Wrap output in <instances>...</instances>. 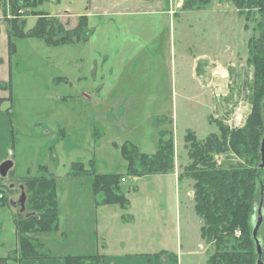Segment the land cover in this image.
Masks as SVG:
<instances>
[{"label": "rangeland", "instance_id": "rangeland-1", "mask_svg": "<svg viewBox=\"0 0 264 264\" xmlns=\"http://www.w3.org/2000/svg\"><path fill=\"white\" fill-rule=\"evenodd\" d=\"M182 3L171 0V13L91 14V37L81 44L50 46L14 37L12 55L2 27L0 164L14 162L8 180L16 187L42 176L57 184L58 229L29 234L42 244L40 253L102 255L106 242L120 251L118 240L132 234L141 250L167 248L178 264H207L212 246L199 245L193 182L183 179L177 187L163 174L131 177L122 146L130 143L153 155L161 132H172L183 171L188 131L204 139L217 132L216 122L242 127L252 109L248 45L258 35V16L246 30L245 15L230 0L195 10H181ZM88 7L89 0H51L39 10L86 15ZM4 18L0 4V21ZM36 20L27 17L26 30ZM59 20L69 30L78 24V18L75 27ZM75 163L85 171L75 173ZM95 174L126 178L121 187L130 206H113L117 219L100 215L103 195L93 191ZM21 217L16 208H0V259L20 254L15 219Z\"/></svg>", "mask_w": 264, "mask_h": 264}, {"label": "trees", "instance_id": "trees-1", "mask_svg": "<svg viewBox=\"0 0 264 264\" xmlns=\"http://www.w3.org/2000/svg\"><path fill=\"white\" fill-rule=\"evenodd\" d=\"M51 0H0L4 7V22L0 21V34L5 27L10 55L15 54L16 45L12 38H38L50 46L81 44L87 42L92 30L86 15L78 17L77 26L65 29L58 17L41 12L39 7ZM59 1V0H58ZM239 15H245L247 24L258 16V35L249 40V62L254 66L251 85V112L246 123L239 128H230L216 122L217 132L199 139L193 131L185 136L189 162L180 171L178 179L193 182L194 210L201 218L200 236L212 246L207 264H258L256 242L253 237L258 208L262 203L263 222L258 232L264 264V168L261 146L264 139V0H230ZM213 0H183L181 10L201 9ZM256 10V12L254 11ZM22 11V12H21ZM8 15L11 17L9 18ZM37 17L35 25L26 30V18ZM0 101L2 99L0 98ZM169 134V137H167ZM122 154L128 162L129 175L141 178L154 174H166L175 169L176 151L173 133L161 132L155 154L141 153L133 144L122 146ZM221 158V160H220ZM75 173H83L81 163L74 164ZM122 175H96L93 191L102 194L98 204H117L128 209L130 201L122 190ZM28 195L27 210L35 213L15 219L20 238V258H48L40 253L36 238L29 234L51 232L58 229L59 203L56 179L52 177L25 178ZM0 193V207L8 205ZM4 201V203H2ZM35 242H33V240ZM166 255V256H165ZM11 257L0 259L5 264ZM68 264H94L104 261L101 255L66 256ZM156 264H178V256L161 252L155 256Z\"/></svg>", "mask_w": 264, "mask_h": 264}, {"label": "crops", "instance_id": "crops-1", "mask_svg": "<svg viewBox=\"0 0 264 264\" xmlns=\"http://www.w3.org/2000/svg\"><path fill=\"white\" fill-rule=\"evenodd\" d=\"M171 0H89L88 14L86 16H91V14H100V15H119L124 13H163L169 11L171 13ZM183 2V0H182ZM51 16L60 18L61 20L66 19L68 23H71L73 27L76 26L77 18L83 15L74 14L72 12L66 11L62 15H54L48 12ZM74 20V21H73ZM211 84V79L209 80V85ZM210 87H212L210 85ZM176 150V148H175ZM178 154L176 151V165L175 169L171 172L163 174L168 176L172 183L178 187L181 183H185L184 180H179L178 176L180 173V167L178 165ZM191 184V182H187ZM190 195V193H188ZM117 204H98L97 208L99 209L100 215L105 218L117 219L119 214L115 208H112ZM119 206V205H118ZM121 208V207H120ZM101 209V210H100ZM122 209V208H121ZM127 210V209H125ZM178 213V209L176 208ZM121 220L124 222L125 219L123 215H120ZM134 219V218H133ZM202 226V220L200 223V228ZM111 226L104 227V230L109 234H112L113 231L110 230ZM113 235V234H112ZM132 234L130 237L124 236L118 240V243L123 244V248L119 251H114V246L108 244L107 238L104 239L106 242L104 253L101 255L104 258V261L94 264H156L155 256L161 252H170L167 248L160 249L161 251L155 252L151 250V246L144 247L143 250L140 249L138 244L132 242ZM122 237V236H120ZM189 237V236H188ZM124 239V240H123ZM205 243L201 236L199 245ZM148 247V248H147ZM147 249L150 251H147ZM175 254V252H173ZM188 254H193L192 249H188ZM70 255H64L59 257L50 256L48 258H33V259H19L20 255L17 254L15 257H11L5 264H68L64 257ZM166 256V255H165Z\"/></svg>", "mask_w": 264, "mask_h": 264}, {"label": "water", "instance_id": "water-1", "mask_svg": "<svg viewBox=\"0 0 264 264\" xmlns=\"http://www.w3.org/2000/svg\"><path fill=\"white\" fill-rule=\"evenodd\" d=\"M261 153H262V165H261V167L264 168V139H263L262 146H261ZM13 167H14V162L12 160H7V161L3 162L0 165V174L3 177H6L8 175V173L10 172V170H12ZM26 203H27V193L23 190V193H22L19 201H12V207L13 208L21 207V211L25 212L26 211ZM262 203H263V197L261 200L260 207L258 208L257 222H256V225H255L254 231H253V237H254L255 242H256L257 253L259 255L258 264H262L261 259H262V255H263L261 243H260V240L258 238V232H259V229H260L262 222H263Z\"/></svg>", "mask_w": 264, "mask_h": 264}, {"label": "flooded vegetation", "instance_id": "flooded-vegetation-1", "mask_svg": "<svg viewBox=\"0 0 264 264\" xmlns=\"http://www.w3.org/2000/svg\"><path fill=\"white\" fill-rule=\"evenodd\" d=\"M5 161H7V160H5ZM5 161H3V162H5ZM9 173L6 177H3L0 174V178H1L0 193H1V197L6 198V199H4V201L8 203V205H6V206L12 207V201H19V199L23 193V190L25 189V185L23 183H21V184H18L16 187L14 183H10V180H8ZM13 194L17 195V197L15 199L13 198ZM4 201L2 203H4ZM6 206H4V207H6ZM0 208H3V207H0ZM18 212H19V214H22V215L23 214L26 215V214L30 213V212H22L21 207L18 208Z\"/></svg>", "mask_w": 264, "mask_h": 264}]
</instances>
